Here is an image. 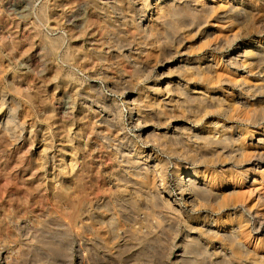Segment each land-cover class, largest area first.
Segmentation results:
<instances>
[{
    "label": "rangeland",
    "instance_id": "obj_1",
    "mask_svg": "<svg viewBox=\"0 0 264 264\" xmlns=\"http://www.w3.org/2000/svg\"><path fill=\"white\" fill-rule=\"evenodd\" d=\"M44 1L50 8L54 0ZM44 1L0 0V117L9 121L8 131L0 126V249L2 247L12 255V261L16 264H35L34 261L37 263L39 260L55 264H194L191 259L172 263L176 260L174 255L178 250L172 245H179L184 234L189 233L190 236L201 238L202 246L199 248H203V251L206 248L204 253L208 258L218 260V255H214L213 251L221 248L218 238L203 235L196 228L206 212L214 209L219 200L225 203L228 213L236 214L225 218V227L232 220L236 223L242 203L250 205L254 202L248 197L247 191L251 176L239 181L233 175L215 177L210 186L217 189L220 196L203 209L189 210L184 216L169 213L161 219L164 229L156 233H146L141 227V231L135 230L144 225L142 223L155 225L159 214L157 208L146 199V189L139 195L137 186L131 185L134 181H126L128 175L118 174L124 165L121 155H126L132 144L141 146L136 137V128L127 125V102L124 97L130 90L133 91L132 97L137 92L141 93L144 83H165L170 71L168 56L158 58L154 69L149 71L151 76L144 81L141 77L142 67L133 65L123 56H117L118 52L124 54L129 40L134 47H140L137 34L132 38L130 36L126 44L121 41L128 35L119 25L118 12L104 16L93 11L89 0H57L60 4L58 14L49 13L47 18H39L37 10ZM149 13L144 21L149 18ZM123 14L128 15L129 12L124 10ZM24 22L28 23L26 29L23 28ZM32 28L39 30V36H29ZM164 32L167 33L166 30ZM192 33L185 36L181 34L182 37L179 35V42H175L174 49L195 52L202 41L212 42L224 36L219 32H208L211 35L205 31ZM16 37L18 43L14 42ZM250 37L253 36L246 35V40ZM50 39L61 40L56 49L50 47L53 42ZM67 47L71 55L65 61L62 50ZM230 47L224 49V55L227 56L222 57V62L228 59V54L236 46L232 43ZM201 66L204 64L201 63ZM217 69L220 71L219 65ZM257 79L255 76L249 77V84H261ZM200 85L209 86L205 83H189L192 91L194 86ZM216 91L219 92L218 89ZM233 95L236 97L239 94ZM249 95H239L247 101L246 106L242 107L243 112L259 106L257 101L260 96ZM83 97L94 101L91 103L97 114L101 106L95 103L96 99L106 103L113 101L123 112L121 129L114 122H100L99 115L93 118L89 115L91 118L83 126L77 118L80 115L78 113L88 114L80 107V104L84 105L81 101ZM215 117L212 115L203 119L215 121ZM218 118L220 123H230L225 117ZM185 121L184 118H177L169 126L175 123L182 126ZM66 125L71 126L72 132L79 128L82 131V138L78 140L75 137L72 142L82 160L83 170L80 174L69 167H60L63 157L60 147ZM247 126L246 122H238L231 128H224V131L233 134L244 132L241 141L248 155L253 149L264 150V144L256 143L259 137L257 133L252 140L250 134L245 132L251 129ZM198 127L205 131L214 128L207 122H202ZM221 132L218 126L216 135ZM185 133L179 132L185 142L194 144L192 140L186 139ZM43 134L51 135L48 136L50 142L43 140ZM44 146H47V150L43 160L40 151ZM171 148L159 151L158 155L167 157L173 155L172 152H185V146L178 142ZM65 157L63 159L68 160L69 156ZM196 158L184 155L183 160L188 167H194L198 163L202 164V157L197 155ZM220 160L226 158L221 157ZM171 168L170 164L168 185L175 189L170 176ZM64 182L77 187L82 208V214L71 222L65 212V201L58 196V189ZM255 186H260L264 193V176L263 181L257 182ZM258 209L264 217V205ZM224 211L214 216L223 215L226 213ZM242 214L247 215L245 212ZM129 226H132V232L127 231ZM213 227L225 228L222 225ZM249 228L252 231L244 238ZM261 228L262 231L257 232L253 220L242 226L240 238L244 239L251 251L233 258L234 264H264V220ZM258 237L261 241L255 243Z\"/></svg>",
    "mask_w": 264,
    "mask_h": 264
},
{
    "label": "bare ground",
    "instance_id": "obj_2",
    "mask_svg": "<svg viewBox=\"0 0 264 264\" xmlns=\"http://www.w3.org/2000/svg\"><path fill=\"white\" fill-rule=\"evenodd\" d=\"M89 2L93 11L98 14L110 16V13L118 12L119 25L123 26V30L128 35L126 38H121L125 44L130 36L132 38L134 34L139 35L140 47H134L132 43H129V40L124 48V54L118 52L117 56H123L133 65L142 67L141 77L144 81H147L151 76L149 71L154 69L159 57L165 55L169 60L170 71L168 79L164 80L165 83L151 85L144 83L141 93L137 92L132 97L133 91L130 90L124 97L127 102V125L136 128V137L141 146L132 144L131 148L127 150V154L121 155L124 158V165L122 166L123 170H119L118 174L128 175L126 181H134L131 182V185L137 186L136 192L139 195L146 189V199L157 208L159 214L155 225L152 223L150 226L148 223H142L144 225L134 229L141 231L140 229L143 228L146 233H156L158 230L164 229L161 219L169 213L184 216L189 210L203 209L205 205H209V202L211 203L213 199L216 200L220 196L217 189L214 190L210 186L215 177L233 175L239 181L243 177L248 179L251 176L250 187L247 188V191L248 197H251L254 202L250 205L242 203V211L239 213L236 223H233L232 220L227 228L225 227V218L236 214L228 213L225 203L219 200L216 201L214 209L206 212L207 214L202 217V221L196 228L203 235L218 238L217 241L221 248L213 250L214 255H218V260L213 261L212 258H208L204 253L206 248L204 251L203 248H199L202 246L201 238L190 236L189 233L184 234L179 245H172V247L178 248L177 252H174L176 260L172 263L191 259V263L194 264H234L233 258L242 254L247 255L251 251L244 239L240 238L243 233L242 226L253 220L257 232L262 231L264 217L258 208L264 205V193L260 190V186L256 187L255 185L257 182L263 181L264 150L253 149L248 155L241 141L244 132L227 133L224 128H231L238 122H246L248 123L247 128L251 127V129L245 132L250 134L252 140L257 133L259 137L256 143L264 144V0H89ZM59 6V1L54 0L49 8L47 2L44 1L39 5L37 15L39 18H47L49 13L56 14ZM124 10H127L129 14H123ZM148 12H150V16L144 21ZM27 24L24 22V29ZM194 30L196 34L205 31L207 34H210L208 32L211 34L219 32L224 36L212 42L211 40L202 41L201 46H198L195 52H189L182 47L183 51L174 49L175 42H179V40L177 41L179 35L185 36ZM39 34L37 28L29 30V36L36 37ZM246 35L253 37L246 40ZM254 35H257L258 38H255ZM17 40L16 37L14 42L18 43ZM60 42L61 40H55L50 44V47L56 49V45ZM232 43L236 46L235 50L229 53L231 55L228 54V59L225 62H222V57L227 56L224 55V49L230 47ZM10 46L12 47V45ZM136 49H138L137 53H132ZM70 55L68 47L62 50V57L65 61L69 59ZM176 57H178L177 60ZM201 63L204 64L203 67ZM218 65L220 71L217 69ZM251 76L257 77L261 84H249ZM189 83H205L209 86H194L195 89L192 91ZM27 89H29L28 86ZM217 89L219 92L216 91ZM74 92H76V88ZM237 92L239 95L247 96L258 94L260 96L257 101L259 106L243 112L242 107L246 106L247 101L239 95L232 97ZM81 99L84 105L80 104V107L84 108V111H88L87 116L86 112L78 113L80 115L77 118L81 120L83 126L87 125V120L91 117L99 115L100 122L105 124L114 122L118 125L117 128L121 129L123 112L113 101L106 103L104 100L96 99L95 103L101 106V110L97 114L91 103L94 101H90L87 97ZM89 115L91 117H88ZM212 115L217 116L215 121L203 119ZM2 117H0V126L8 131L9 121ZM218 117H225L230 123H220ZM177 118H184L186 121L182 126L175 123L170 127L169 124ZM202 122L203 124L207 122L208 125L214 127L213 130L205 131L199 128L198 125ZM218 126L222 132L217 136ZM159 128L166 129L161 131L158 130ZM65 131L60 147V154L63 156L60 167L62 169L69 167L71 171L76 170L80 174L83 170L82 160H80L76 147L72 146V142L75 137L78 140L82 138V131L79 128L72 132L69 125H66ZM179 132H186V139L192 140L194 144L185 142ZM43 136L45 142H50L48 140L50 134H43ZM177 142L185 146L184 153L172 152L173 155L167 157L158 155L161 150L172 149V145ZM46 150L47 146H44L40 151V157L43 160ZM190 152H193L194 155H190ZM113 154L115 155L116 152ZM65 155L69 156L68 160L63 159L66 158ZM184 155L192 159H197L198 155L199 158L202 157V164L198 163L194 167H188L184 163ZM221 157H225L226 160H220ZM170 164L172 167L170 176L174 181L175 189H171V186L168 185V166ZM77 190V187L74 188L66 182L62 183L58 189V196L65 201L67 209L65 212L69 215L70 222L77 220L82 214ZM224 210L225 214L214 216ZM214 225H222L225 228H214ZM127 231L132 232V226H129ZM251 231V228L245 231L244 238ZM200 233L198 234L200 235ZM260 241L261 238L258 237L255 243ZM11 256L1 247L0 264H16L12 261ZM41 261L39 260L37 263L34 261V263L55 264L52 261Z\"/></svg>",
    "mask_w": 264,
    "mask_h": 264
}]
</instances>
